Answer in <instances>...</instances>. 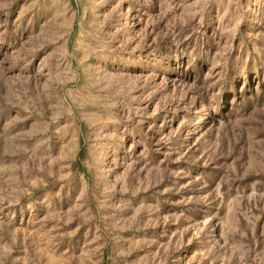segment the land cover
Segmentation results:
<instances>
[{"label":"rangeland","instance_id":"374dc122","mask_svg":"<svg viewBox=\"0 0 264 264\" xmlns=\"http://www.w3.org/2000/svg\"><path fill=\"white\" fill-rule=\"evenodd\" d=\"M0 264H264V0H0Z\"/></svg>","mask_w":264,"mask_h":264}]
</instances>
